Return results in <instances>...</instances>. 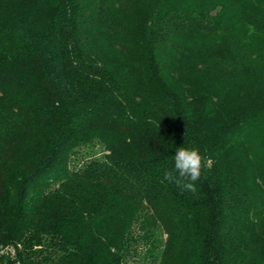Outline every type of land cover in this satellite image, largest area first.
Segmentation results:
<instances>
[{
  "label": "trees",
  "instance_id": "obj_1",
  "mask_svg": "<svg viewBox=\"0 0 264 264\" xmlns=\"http://www.w3.org/2000/svg\"><path fill=\"white\" fill-rule=\"evenodd\" d=\"M181 146L209 158L195 193L163 179ZM8 243L21 264H264V0H0Z\"/></svg>",
  "mask_w": 264,
  "mask_h": 264
},
{
  "label": "clouds",
  "instance_id": "obj_2",
  "mask_svg": "<svg viewBox=\"0 0 264 264\" xmlns=\"http://www.w3.org/2000/svg\"><path fill=\"white\" fill-rule=\"evenodd\" d=\"M174 166L165 171L163 179L174 183L182 192L197 191L196 182L209 166V158L203 156L198 148L179 147L173 156Z\"/></svg>",
  "mask_w": 264,
  "mask_h": 264
},
{
  "label": "built area",
  "instance_id": "obj_3",
  "mask_svg": "<svg viewBox=\"0 0 264 264\" xmlns=\"http://www.w3.org/2000/svg\"><path fill=\"white\" fill-rule=\"evenodd\" d=\"M0 264H21L19 248L12 243L0 245Z\"/></svg>",
  "mask_w": 264,
  "mask_h": 264
},
{
  "label": "rangeland",
  "instance_id": "obj_4",
  "mask_svg": "<svg viewBox=\"0 0 264 264\" xmlns=\"http://www.w3.org/2000/svg\"><path fill=\"white\" fill-rule=\"evenodd\" d=\"M34 76V75H33Z\"/></svg>",
  "mask_w": 264,
  "mask_h": 264
}]
</instances>
